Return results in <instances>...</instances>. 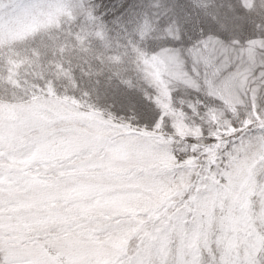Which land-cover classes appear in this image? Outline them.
<instances>
[{"label": "snow or ice", "instance_id": "6c2138e0", "mask_svg": "<svg viewBox=\"0 0 264 264\" xmlns=\"http://www.w3.org/2000/svg\"><path fill=\"white\" fill-rule=\"evenodd\" d=\"M0 264H264V0H0Z\"/></svg>", "mask_w": 264, "mask_h": 264}]
</instances>
